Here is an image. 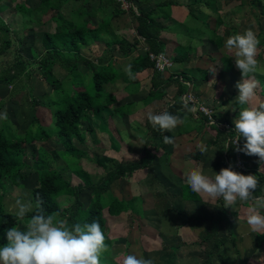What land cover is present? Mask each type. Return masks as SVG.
<instances>
[{"label": "crops", "instance_id": "obj_1", "mask_svg": "<svg viewBox=\"0 0 264 264\" xmlns=\"http://www.w3.org/2000/svg\"><path fill=\"white\" fill-rule=\"evenodd\" d=\"M169 1L127 0V9L120 14L112 15L113 9L118 6L115 0H22L18 4L14 2L11 4L12 0H0V19L9 31H11L10 25L16 24L17 21L21 24V29L20 32H16H19L21 36L26 33L27 25L33 26L32 31L42 27L39 30L40 37L35 39V42L33 40V47L28 49L30 57L36 60L39 57L37 55L39 49L37 51L36 48L37 41L39 40L42 44V35L51 32L55 25L53 21L55 17L51 16V10L56 5H59L65 14L80 8L89 15L94 24L107 20L108 30L111 33L109 38L116 41L120 39L131 41L133 38L138 40L134 49L127 54L117 50L107 52L104 49L105 44L101 41L92 42L87 47L81 48L80 54L91 62L89 66L81 62L76 63V71L84 84L88 81L90 70L97 67L100 59L103 64L109 63L112 70L116 72V76L105 83L102 88L100 101L104 104V99H109L110 102L105 106H100V109L80 113L79 118L85 123V132L78 133L74 130L78 137L71 141L77 150L73 156L65 153L66 150L57 140L55 133H51L46 140H37L31 144H39V148L43 147L41 143L46 144L48 149L45 147L43 149L56 151L63 159L60 164L66 166L69 175H73L74 171H81L86 182L77 181V183L83 184L95 181L103 169L111 166L112 161L135 159L140 157L143 148L149 147L153 153L149 166L138 168L129 175L124 174L114 180L109 185L108 191L102 195L103 199L108 201V204L103 206L102 213L106 211L111 216L121 214L124 218L140 217L145 224L151 220V224L148 223V225L158 230V232L156 230V235H158L156 237L160 244L159 249L154 251L160 257L163 253H168L171 261L169 264H197L192 251L195 247L198 252V249L203 246L197 244V241L200 244L198 237L202 227L192 225L190 222L178 225V217L191 219L198 214H204L211 215L213 219L221 215L224 218L221 217L218 222L217 237L224 238L225 241L218 247L219 254L215 256V260L211 259L210 264H264V235L252 232L246 223L248 209L253 207L254 202L238 201L233 206L234 208L223 207L222 199L212 201L211 204L205 203L201 195L194 193L184 179V173L192 168H199L203 174L213 177L222 168L229 166L238 173L253 169L256 174L264 176V163L260 164L258 157L237 151V145L234 144H229L228 149L224 150L226 141L229 138H236L233 121L239 115V106L234 101L239 94L236 85L242 79L241 72L235 66L234 58L230 57L225 48V41L232 35L242 34L251 28L250 25L256 34L264 30V15L260 13V6L255 0H171L172 3L159 7L153 15V19L162 25L158 39L162 52L171 61V66L159 72L152 66L140 68L131 65L135 79H130L124 70L134 63L133 59L136 55L141 58L146 50L142 38L136 36V20L133 15L140 11H150L155 3H168ZM22 5L32 10L23 12ZM11 8L13 10L10 12L11 17H7L8 10ZM39 15L45 18L40 19ZM17 16L19 20L15 19ZM243 25L247 26L243 27ZM218 32L221 35L220 46L216 47L213 40ZM21 36L16 38L21 40ZM263 55L264 51L258 47L256 74L258 81L264 65ZM21 57L24 58L23 55ZM213 66L217 67L216 83L212 81V72L208 71ZM66 71L56 62H52L50 75L54 76L55 82H48L41 78L46 85L45 88L48 87L51 92L57 88L63 89L62 84L68 88L70 77ZM170 74L172 81L168 84L163 83V80ZM37 75L40 77L38 72ZM174 79L179 80L186 87L178 97L175 96L177 84ZM154 83L159 87L158 93L146 97L148 92L153 90L152 84ZM258 88L259 100L256 102L257 104L264 103V92L261 91L260 82ZM9 92L10 89L7 91L10 97L16 94L10 95L11 92ZM43 92L35 96L46 95L49 99L50 92L46 90ZM187 93L193 96L196 104L207 107L210 110L209 115L197 111L187 113L181 104V95ZM52 101V99L47 100L48 105L45 104V106L53 107L49 104ZM234 108H236L235 111H233ZM165 110L179 115L185 122L171 132L161 133L152 128L146 117L149 112L158 114ZM100 118L105 121L106 125H102ZM212 119L215 124L212 123ZM215 129L221 130L224 136L216 137ZM229 132L232 133L231 136H227L226 133ZM110 133L115 134L119 139L118 145L114 143ZM28 135L31 134L25 133L23 139ZM121 135L124 136V140ZM164 136H171L173 143L165 144ZM18 143L23 149V162L25 154L23 145L27 143ZM56 143L58 147H52ZM200 143L207 145L206 154L200 153L197 147ZM244 143V139L241 138L238 146L242 148ZM85 163L92 167L85 169ZM31 164L25 167L31 170ZM69 175L71 183L74 178ZM188 188L196 196L195 200L182 197L184 193L186 195L185 191ZM258 189L260 191L258 196L264 197V179ZM78 199L82 207H85L90 199L89 191L82 190ZM58 201L62 202L60 198ZM107 206H111L109 212ZM260 214L264 215V209H260ZM169 215L173 217L174 223L165 229ZM102 224L105 234L104 220ZM174 233L182 239L178 240ZM261 237L263 240L258 241ZM228 238H232L233 248L229 246L231 244ZM105 242L111 246L107 237ZM208 245H211L210 241L203 247L208 248ZM129 246L130 244L124 252L119 254L120 258L129 254ZM172 247L174 250L170 251ZM107 253L108 251L101 256L104 257V262H113L112 258H106ZM218 257H221L223 261H219Z\"/></svg>", "mask_w": 264, "mask_h": 264}, {"label": "trees", "instance_id": "obj_2", "mask_svg": "<svg viewBox=\"0 0 264 264\" xmlns=\"http://www.w3.org/2000/svg\"><path fill=\"white\" fill-rule=\"evenodd\" d=\"M127 1V0H126ZM256 4L260 6V13L264 15V3L263 0H255ZM173 1L164 3H155L154 7L148 12H138L133 15L136 20L135 33L138 38H142V42L145 45V53L139 58L137 55L134 57L133 62L130 65L143 67H151L152 61L148 58V53L162 52L161 44L158 39L159 31L162 28L161 23L153 19V15L157 9L161 6H168ZM118 5V3H116ZM119 5L113 9L112 15L120 14L124 9H119ZM23 12H29L32 8L27 6H21ZM51 16L55 17L53 20L55 25L53 30L42 35V56L37 58V64L32 70L26 71L28 62L18 55L14 49L11 51L12 40L10 38L9 29L0 19V75L2 81L10 85V92L13 93L18 89L23 88L24 80L32 71L38 70L40 77L46 81L53 79L50 75V64L56 62L60 67L67 70V74L70 77L68 88H64L61 91V95L52 103H49L57 109L54 116V129L45 130L42 126L37 125L35 118H32L31 124H35V129L28 133H34L26 136L23 139V143H32L34 141H43L49 138L51 133H55L57 140L61 143L66 150L67 155L73 156L76 152V148L72 145L71 141L78 137L76 135L75 127L77 125L80 113L87 112L88 110L100 109V106H105L110 102L109 99H104V104L100 101L102 95L103 85L111 81L116 72L112 70L109 63H104L100 59L95 69H91L86 84L80 80L77 73L76 63L89 66L90 60L80 54L81 48L87 47L90 43L101 41L105 44L106 51L117 50L123 54L130 53L137 44V39L133 38L131 41L120 39L116 41L109 38L111 34L108 30V21L103 20L99 24L91 22L89 15L82 9H78L74 12L65 14L61 11L59 5L52 7ZM90 19V20H89ZM225 32V31H224ZM214 45L220 46L221 35L216 34ZM261 44L264 45V37H261ZM12 52V53H11ZM11 54V56H9ZM164 54V53H163ZM36 56V55H35ZM155 76V75H154ZM157 76V75H156ZM157 78V77H156ZM187 78V77H185ZM172 75H168L163 83L168 84L172 81ZM177 87L175 96L178 97L182 94L186 87L179 80L174 79ZM186 81L189 82L188 79ZM259 82L262 93L264 92V65L261 73L259 74ZM92 86L93 92H88L86 87ZM157 87V89H155ZM159 87L157 84H152V89L148 92L146 97H151L158 93ZM44 95L32 96L30 101L33 105L42 104L44 102ZM41 100H43L41 102ZM179 101V100H178ZM180 102V101H179ZM54 113V112H53ZM57 121H56V118ZM216 137L224 136L221 130L215 129ZM4 130H0V185L1 178L7 177L10 181L16 182L22 178L20 170L25 166L22 162L23 149L21 144L15 141L14 136L7 137ZM11 133V132H7ZM227 136H231L232 133H226ZM225 134V135H226ZM43 149L40 152H44ZM49 151V150H48ZM52 155L55 151H51ZM38 153V152H37ZM55 155V154H54ZM153 153L150 148H143L141 150L140 157L130 160H114L111 162V166L103 169L101 175L90 184L76 183L71 184L68 179V173L64 166L45 169L40 163L43 160L41 156H36L32 161V167L35 173L34 186L29 190L31 200L35 202L38 196L43 201V209L45 214L58 215L60 218L65 219L69 225L75 223H91L93 220L99 221L102 231L104 227L102 224V208L108 201L103 199V193L108 191L109 185L126 174L129 175L132 171L138 168H144L149 166ZM64 159L66 157H63ZM110 161V159H108ZM23 166V167H22ZM102 166V165H101ZM103 168V167H102ZM65 169V170H64ZM243 175H255L259 180V185L262 183L264 176L256 174L253 169H247L246 171H240ZM85 180H83L84 182ZM86 182V181H85ZM88 190L90 193V199L82 207V203L78 199V195L82 190ZM186 195L182 196L184 199L195 200L196 196L188 188ZM260 193L257 188L254 192L255 196ZM61 199L62 202L58 201ZM117 204V203H115ZM111 206H107L109 212ZM35 210V209H34ZM31 215V213H29ZM224 216L218 215L211 219V215L198 214L195 217H178V225L185 223H192V225H198L202 227L200 233V244L204 246L205 243L210 241L211 245L208 248L202 247L201 257L202 264H210L211 259L214 258L219 252L218 247L225 241L224 238L217 237L218 222ZM16 218L10 214L4 212L0 207V246L6 239V230L15 225ZM263 240L262 237L258 240ZM230 244L234 246L232 238H228ZM174 247L170 249L173 251ZM104 254V253H103ZM102 254V255H103ZM104 258V257H102ZM219 261H223L221 257H218ZM107 264H117L114 261H107Z\"/></svg>", "mask_w": 264, "mask_h": 264}, {"label": "clouds", "instance_id": "obj_3", "mask_svg": "<svg viewBox=\"0 0 264 264\" xmlns=\"http://www.w3.org/2000/svg\"><path fill=\"white\" fill-rule=\"evenodd\" d=\"M259 44L260 41L251 28L242 34L232 35L225 41V48L230 57L234 58L242 79L236 85L239 94L234 101L239 106V115L233 121L236 138H229L224 150L228 149L229 144L237 145V151L258 157L262 164L264 103L254 104L259 85L256 79ZM168 65V59L161 53L157 69L163 72ZM124 71L130 79H135L131 65ZM208 71L212 72V81L216 83L217 67L213 66ZM190 100V97H181L182 108L187 113H194L196 107L190 106ZM235 110L236 108L233 109ZM146 118L152 128L161 133L171 132L185 122L179 115L167 110L158 114L149 112ZM0 119L6 120V113L0 115ZM212 123L215 124L213 119ZM241 138L245 141L242 148L238 146ZM163 142L171 144L173 138L164 136ZM197 147L201 154L207 153L206 144L200 143ZM184 179L194 193L201 195L205 203L211 204L212 201L222 199L223 207L234 208L238 201H253V207L248 209L246 223L252 232L264 235V215L260 214V209H264V197L254 195L260 186L255 175H243L229 166L210 177L203 174L199 168H192L184 173ZM9 211L14 214L20 226H12L6 230L7 243L0 246V264H101L102 254L109 249L99 221L69 225L63 218L46 215L43 201L38 196L35 202L31 199L16 198ZM122 264H154V260L127 254L124 255Z\"/></svg>", "mask_w": 264, "mask_h": 264}, {"label": "rangeland", "instance_id": "obj_4", "mask_svg": "<svg viewBox=\"0 0 264 264\" xmlns=\"http://www.w3.org/2000/svg\"><path fill=\"white\" fill-rule=\"evenodd\" d=\"M21 1L22 0H12L11 4L13 2L18 4V2H21ZM8 11H9V13L7 14L8 15L7 17H11L10 12L13 11L12 8H11V10L9 9ZM38 17H40V15ZM44 18H45L44 16L40 17V19H44ZM15 19L19 20V17L17 16ZM245 24H247V23H245ZM246 26L247 25H243V27H246ZM250 27L253 28L252 25H250ZM41 28L42 27H38L37 30L32 31L33 26L27 25L26 29H25L27 34L24 33V35L21 36L19 34V32H20L19 30L21 29V24L18 23V21H17L16 24L10 25L11 31H9V34H10L11 40L13 41L12 45L10 47V50L12 51L14 49V51L16 53L19 52L20 56L23 55L24 59L26 58V60L28 61V64H29L27 66L26 71L32 70V68H34L35 65L37 64V60L30 57L28 49H29V47H33V40L35 42V39H38L40 37L39 30ZM16 31H19V32L17 33ZM257 31H258V29H257ZM263 31L264 30H262L256 34L257 38L259 40L262 39L261 37H264ZM218 33H220V32H218ZM18 34H19V36H16ZM20 36H21V40H19L20 38H16V37H20ZM36 45H37V47H36L37 51L39 49V52L37 55L39 57H41L42 56L41 50H42L43 44H40V42L38 40ZM258 47H260V49L262 51H264V45L261 44V41H260V44ZM9 56H11V54H9ZM263 60H264V55H263ZM263 60H261V61H263ZM261 64H262V62H261ZM261 64H260V69L262 67ZM260 69H259V71H260ZM37 72H38V70H36V71L34 70L29 74L28 77H26V79L24 80V84H23L24 87L23 88L18 89V91L13 92V93L9 92L10 95L16 93V94L12 95L11 97L7 93V91L10 89V87H8L7 84L2 82V77L0 75V100L2 101L0 103V115H3L5 113L7 115L6 120L0 119V130H4L6 132L4 134L7 137H11V136L15 137L16 136L17 138L15 137V139L18 142H21L22 144H23V135L25 133L31 132L33 129V126L35 129V124L30 125L31 119L33 117L37 121L36 124L39 126H42L45 130L54 129V116H53V114H55L57 109L55 108V106L48 108L45 106V104L47 103V100L50 101V99L56 100L57 98H59V96L61 95V92H62V91H60L62 89H59V88H57V90L55 89L52 92H51V90L48 89V87L45 88L46 85H45L44 81L41 80V77H39V75H37ZM68 81H69V79L67 80V83H68ZM51 82H53V83L55 82L54 76H53V79L51 80ZM57 83L59 84V82H57ZM61 87L63 89L66 88L64 86V84H62ZM86 89L88 92L89 91L91 93L93 92L91 85H88L86 87ZM44 90L50 92V98L48 99V97L46 95H44L43 96L44 97V102H43L44 104H41L40 106L35 107L30 101L31 97L42 93ZM256 91H257V97L254 101V104L255 103L257 104V102L259 100V94H258L259 88H257ZM183 95H181V97ZM261 99H262V96H261ZM42 101L43 100H41V102ZM46 105H48V104H46ZM55 118H56V116H55ZM56 121H57V118H56ZM100 122L102 123V125H106L105 121L101 118H100ZM84 126H85V123L81 122V118H79L77 125L75 127L76 132H78V133L85 132ZM7 132H11V133H7ZM30 134H34V133H30ZM110 134L113 136L114 143H116L118 145L119 139L115 136V134L114 135H113V133H110ZM118 135H120V134L118 133ZM121 138H123V140H124L123 135H121ZM38 145L39 144H31V143H27V144L23 145L24 152H25L24 157H23V160H24L23 162L25 165H30L32 162V159H34L38 155V156L42 157L43 160L41 161L40 164L42 166H44L45 169L55 168V167H59V166H64L66 169L65 165L60 164V161L63 160L61 155H59L56 151L54 153L55 155L54 154L52 155V153L50 151H46V150H44V152H40L43 150V147H45V149H48V147L46 146V144H42V143L40 145H42L43 147L39 148ZM57 145L58 144L56 143L52 147H58ZM38 148H39V150H38ZM85 166H86L85 169H87V170L90 167H92V166H88L86 163H85ZM24 167L20 170V173L23 175L22 178H20L16 182L10 181L9 178H7V177L1 178L2 182L0 185V207L4 212H6L7 214H10L12 216H14V214L12 212H10L9 209L14 204V201L16 198L21 197L25 200L31 199L29 188L31 186H33V184L35 182V173H34L35 171H34L32 165L30 166L31 170L27 167H25V168ZM65 171H66V173H68L67 169ZM90 172H92V171L90 170ZM69 176L74 178L71 183H77V181H83L84 180V176H82V173L79 170L74 171V174L73 175L71 174ZM68 179H69V177H68ZM70 181H71V179H70ZM102 211H103V209H102ZM102 217H103L105 229H106L105 235H106L108 241L111 242V244H110L111 246H109L108 253L106 255L107 259L112 258V260L115 263L122 264L123 258H120L119 254L124 252L126 250V248L128 247V245L130 244V246L128 248L129 254L136 255L137 257L143 256L146 259L152 258L154 260V264H169L170 258H169L168 253H163L162 257H160L156 254V251H154L156 249H159L160 244H159L158 238L156 237V236H158V235H156L157 229L151 227V225H148V223L151 224V220H149L148 223L146 222L147 224H145V221L143 220L144 221L143 222L142 218H140V217L132 216V217L124 218V216L121 214H118V216H111L106 211L104 213H102ZM58 218H60V217L58 216ZM173 223H174V219H173V217H171L169 215V218L166 219L165 229L169 228ZM14 226H20V223L17 219L15 220ZM157 232H158V230H157ZM174 236H176L178 238V240L182 239V238L179 239V235L177 233H174ZM6 243H7V241L5 240L3 242V245H5ZM229 246L231 248L234 247L232 244ZM143 251H146V252H143ZM201 251H202V248H199L198 252H197V249L195 247L192 251V253L194 255L193 257H195L197 264H202V261H203L202 257L200 256ZM111 253H112V255H111ZM193 257H192V259H193ZM212 260H215V257L212 258ZM101 264H107L106 262H104L102 257H101Z\"/></svg>", "mask_w": 264, "mask_h": 264}, {"label": "built area", "instance_id": "obj_5", "mask_svg": "<svg viewBox=\"0 0 264 264\" xmlns=\"http://www.w3.org/2000/svg\"><path fill=\"white\" fill-rule=\"evenodd\" d=\"M115 2L118 3L119 7L122 8V9H124V10L127 9V7H128V4L126 3V0H115ZM160 54H161V52H158V53H148V58H149V60L152 61V67H153L154 70H156V71H159V70L157 69V61H158V58H159ZM165 57H166V56H165ZM166 58H167V57H166ZM167 59H168V58H167ZM168 61H169V65H168L167 67H165L164 70L168 69V68L171 66V61H170V59H168ZM159 72H161V71H159ZM185 96L191 98V100H190V104H191V106H192V105H195V107H196V111H197V112H201V113H203V114H206V113H207L206 115H209L210 110H209L207 107L203 106V105L196 104V101L194 100V98H193V96H192L191 94L187 93V94L183 95L182 97H185ZM208 117H209V116H208ZM233 140H234V139H233Z\"/></svg>", "mask_w": 264, "mask_h": 264}]
</instances>
